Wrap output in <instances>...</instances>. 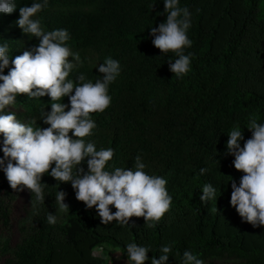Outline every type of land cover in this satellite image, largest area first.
<instances>
[{"label": "trees", "instance_id": "trees-1", "mask_svg": "<svg viewBox=\"0 0 264 264\" xmlns=\"http://www.w3.org/2000/svg\"><path fill=\"white\" fill-rule=\"evenodd\" d=\"M31 3L16 0L13 13H0V41L8 40L12 58L39 42L15 24L19 7ZM180 6L191 13L192 46L184 51L193 53L181 78L169 71L174 52L162 55L151 43L150 27L166 20L163 0H48L37 13L45 30L69 31L66 43L82 62L69 79L84 73L95 82L103 75L95 67L106 57L120 62L121 72L109 85L111 103L90 113L96 127L84 139L97 150L114 149L110 171L134 167L139 154L148 174L167 180L172 203L152 227L136 216L128 225H105L95 205L89 209L76 199L70 182L44 174L43 203L26 188H11L0 170V264H99L98 246L118 247L127 258L131 242L150 246L149 258H159V248L171 243L167 264H180L184 250L204 264H264V225L253 227L231 206L229 181L238 183L242 173L233 167L234 157L224 154L233 127H241L247 139L250 119L264 122V0H180ZM53 102L48 95L19 94L8 110L22 122L35 119L34 127H48L40 113ZM61 102L70 103L67 96ZM81 166L86 170V163ZM202 167L208 169L204 174ZM205 183L216 186L217 195L201 202ZM58 190L66 192L69 210L58 211L57 222L49 224ZM20 197L22 212L16 214Z\"/></svg>", "mask_w": 264, "mask_h": 264}, {"label": "clouds", "instance_id": "clouds-1", "mask_svg": "<svg viewBox=\"0 0 264 264\" xmlns=\"http://www.w3.org/2000/svg\"><path fill=\"white\" fill-rule=\"evenodd\" d=\"M163 3L166 20L150 27L151 43L162 55L174 52L176 58L167 60L169 71L181 78L190 70L193 56L184 51L192 46L188 37L191 13L187 7L180 6V0H163ZM47 5L48 0H32L31 4L19 7L15 21L24 34L39 38L37 45L12 58L8 40L0 41V151L3 152L0 170L11 188L18 192L30 190L38 202L45 200L42 177L47 174L58 182H70L76 199L89 209L95 205L103 224L115 220L120 225H128L129 218L136 216L144 217L147 226L152 227L172 203L167 180L148 174L139 154L134 167H115L110 171L106 165L114 156V149L97 150L94 142L84 139L96 127L90 113L103 112L111 103L109 85L121 72L120 62L106 57L95 67L103 74L95 82L86 79L84 73L78 74L75 81L69 79V73L82 62L79 54L72 52L66 43L70 39L67 29L49 31L41 26L37 13ZM16 9V0H0V13L11 14ZM5 68H8L7 74ZM19 94H27L29 98L48 95L51 101H57L51 103L50 111L43 109L40 113V120L48 127H34L35 119L22 122L16 112L8 110ZM65 96L69 104L61 102ZM247 128L252 132L247 139L239 126L227 134L224 154L234 157L232 165L242 173L238 183L233 177L229 181L230 204L243 221L259 227L264 225V122L252 118ZM82 163H86V170ZM199 171L204 174L208 169L202 167ZM201 191V202L216 198L217 187L211 183H205ZM66 195L62 190L56 192V211L47 212L49 224L57 222L58 211L69 210L64 202ZM125 249L126 264H145L149 259L151 264H167L173 252L171 243L159 248V258H149L147 253L152 250L148 245L131 242ZM180 264H204V261L191 250H184Z\"/></svg>", "mask_w": 264, "mask_h": 264}, {"label": "rangeland", "instance_id": "rangeland-1", "mask_svg": "<svg viewBox=\"0 0 264 264\" xmlns=\"http://www.w3.org/2000/svg\"><path fill=\"white\" fill-rule=\"evenodd\" d=\"M23 197H20L15 204V213L22 212ZM97 249L100 251L97 252ZM95 256L99 259V264H126L127 258L122 250L118 247L109 245L107 243L100 245L96 248Z\"/></svg>", "mask_w": 264, "mask_h": 264}]
</instances>
